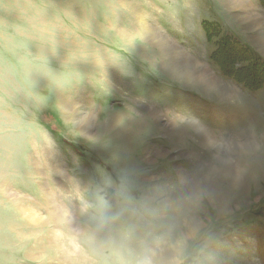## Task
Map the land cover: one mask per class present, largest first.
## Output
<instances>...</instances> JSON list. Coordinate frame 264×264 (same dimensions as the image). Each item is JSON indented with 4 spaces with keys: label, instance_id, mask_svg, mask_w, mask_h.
<instances>
[{
    "label": "rangeland",
    "instance_id": "374dc122",
    "mask_svg": "<svg viewBox=\"0 0 264 264\" xmlns=\"http://www.w3.org/2000/svg\"><path fill=\"white\" fill-rule=\"evenodd\" d=\"M231 3L0 0V264H264V74L201 24L264 61V3Z\"/></svg>",
    "mask_w": 264,
    "mask_h": 264
},
{
    "label": "trees",
    "instance_id": "16d2710c",
    "mask_svg": "<svg viewBox=\"0 0 264 264\" xmlns=\"http://www.w3.org/2000/svg\"><path fill=\"white\" fill-rule=\"evenodd\" d=\"M261 2L264 3V0H261ZM213 26V24L204 23V31L207 35L209 42H212L210 28H212ZM225 40L234 42L229 37H224L221 43H215L216 49L211 55V61L215 65H217L225 75H227L229 78L233 79L237 83L243 84L245 86L248 83H254L255 79L258 80V77L264 74V61L260 60L258 57L256 58L251 56L244 49L242 51H234V48H232V50L229 51L228 44ZM225 60H231V63L233 62L232 69H227V67L225 68ZM238 64L240 65L239 67ZM225 69L230 72L227 74L225 72ZM253 88L254 90H258L260 87L258 86L257 88Z\"/></svg>",
    "mask_w": 264,
    "mask_h": 264
},
{
    "label": "crops",
    "instance_id": "0c3cea01",
    "mask_svg": "<svg viewBox=\"0 0 264 264\" xmlns=\"http://www.w3.org/2000/svg\"><path fill=\"white\" fill-rule=\"evenodd\" d=\"M231 1L234 2V0H227V2H228L229 4H231V7L233 8V5H232ZM256 3L258 4V2H256ZM248 6H250V5H248ZM248 6H247V7H248ZM234 7H235V6H234ZM247 7H246V8H247ZM250 7H252V6H250ZM235 8H236V7H235ZM246 8H243L242 10L245 12V9H246ZM252 8H253V7H252ZM210 10H211V8H210ZM236 10H239V9L236 8ZM217 14H218V15L216 16V19H220V20H215V21L219 22V24H218V23H215V24H217L219 27L221 26L220 29L223 30V31H227V33H228L229 35H232V34H233V35H236V36H237L236 39L239 40V42H240L241 44L243 43L245 48H248V49H249L250 45H247L246 42H244V41H245L244 39H247V38H246L245 36H243L242 33L240 32V34L242 35V37H241L240 35L237 34V31H235V30H233V29L231 28V26H230L229 24H228V25L225 24L226 21L223 20V19H224L223 15H221V14L219 13V11H218V6H217ZM246 16H248V19H249V20L246 19V18H247ZM202 21L205 22V21H209V20L205 19V20H202ZM243 21H244V22L247 21L248 25H252L253 19L250 17V15H248V14L246 15V14H245L244 17H243ZM209 22H210V21H209ZM201 24H202V23H201ZM202 29H203V27H202ZM236 30H237V29H236ZM229 35H228V36H229ZM205 37H206V36H205ZM236 39L234 38V40H236ZM237 40H236V41H237ZM239 42H237V44H238L240 47H242V46L239 44ZM243 44H242V45H243ZM245 48H243V49H245ZM250 48L256 52V50H255L254 48H252V47H250ZM249 50H250V49H249ZM251 54H252V53H251ZM256 57H257V56H256Z\"/></svg>",
    "mask_w": 264,
    "mask_h": 264
},
{
    "label": "bare ground",
    "instance_id": "6f19581e",
    "mask_svg": "<svg viewBox=\"0 0 264 264\" xmlns=\"http://www.w3.org/2000/svg\"><path fill=\"white\" fill-rule=\"evenodd\" d=\"M241 7H243V5L238 4L236 8H241ZM242 9H243V8H242ZM243 17H244V16H243ZM246 17H247L246 19H248V16H246ZM248 20H249V19H248Z\"/></svg>",
    "mask_w": 264,
    "mask_h": 264
}]
</instances>
